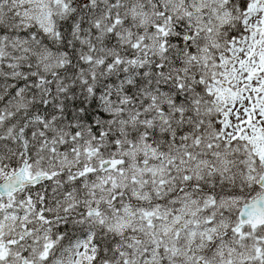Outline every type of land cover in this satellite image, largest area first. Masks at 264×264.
Masks as SVG:
<instances>
[{"label":"snow or ice","instance_id":"1","mask_svg":"<svg viewBox=\"0 0 264 264\" xmlns=\"http://www.w3.org/2000/svg\"><path fill=\"white\" fill-rule=\"evenodd\" d=\"M0 264H264V0H0Z\"/></svg>","mask_w":264,"mask_h":264}]
</instances>
